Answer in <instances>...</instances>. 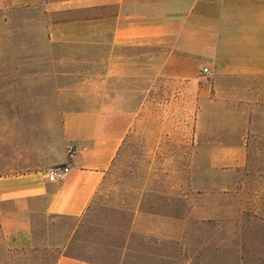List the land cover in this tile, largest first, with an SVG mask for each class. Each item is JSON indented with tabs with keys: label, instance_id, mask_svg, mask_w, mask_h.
<instances>
[{
	"label": "rangeland",
	"instance_id": "obj_1",
	"mask_svg": "<svg viewBox=\"0 0 264 264\" xmlns=\"http://www.w3.org/2000/svg\"><path fill=\"white\" fill-rule=\"evenodd\" d=\"M45 1L0 8V175L56 165L64 110L81 104L78 78L108 69L93 43L51 41L61 15ZM101 51L108 58L106 45ZM131 61L106 85L134 110V123L89 208L33 215L28 239L5 232L0 215V264H56L62 255L91 264H264V105L239 125L240 144L221 146L234 141L218 136L229 135L230 114L198 112L187 85L157 79L141 50ZM127 241L132 250L123 252Z\"/></svg>",
	"mask_w": 264,
	"mask_h": 264
},
{
	"label": "crops",
	"instance_id": "obj_2",
	"mask_svg": "<svg viewBox=\"0 0 264 264\" xmlns=\"http://www.w3.org/2000/svg\"><path fill=\"white\" fill-rule=\"evenodd\" d=\"M6 4L0 0V8ZM44 5L49 14L61 15L49 25L51 41L93 43L108 69L80 76L81 104L64 110L65 145L52 164L68 162V144L77 148L64 180L49 181L42 167L0 175V215L5 232L13 236L30 238L35 214L78 217L89 208L134 123V110L121 108L106 85L124 78L133 52L141 50L147 69L152 57L157 79L185 83L198 112L230 114L229 135L218 136L234 141L221 140V146L240 144L239 125L245 129L253 105H264V0H49ZM105 45L108 58L103 60ZM204 66L212 76L202 73ZM91 83L92 88H83ZM130 250L127 241L123 252ZM56 264L91 263L62 255Z\"/></svg>",
	"mask_w": 264,
	"mask_h": 264
},
{
	"label": "built area",
	"instance_id": "obj_3",
	"mask_svg": "<svg viewBox=\"0 0 264 264\" xmlns=\"http://www.w3.org/2000/svg\"><path fill=\"white\" fill-rule=\"evenodd\" d=\"M202 73L207 77L212 76V70L208 66H204L202 68ZM76 154H77L76 145L74 143L68 144L67 146L68 162L62 164H56L49 167L46 170V176L48 180L53 182L64 180L67 177V175L71 172L72 169L71 162H73L74 159L76 158Z\"/></svg>",
	"mask_w": 264,
	"mask_h": 264
},
{
	"label": "trees",
	"instance_id": "obj_4",
	"mask_svg": "<svg viewBox=\"0 0 264 264\" xmlns=\"http://www.w3.org/2000/svg\"><path fill=\"white\" fill-rule=\"evenodd\" d=\"M78 258V257H77Z\"/></svg>",
	"mask_w": 264,
	"mask_h": 264
}]
</instances>
